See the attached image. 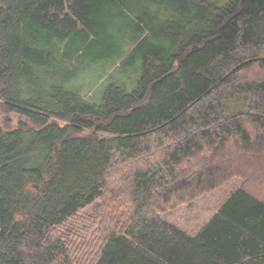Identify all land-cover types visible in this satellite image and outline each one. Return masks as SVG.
Instances as JSON below:
<instances>
[{
	"label": "trees",
	"instance_id": "trees-1",
	"mask_svg": "<svg viewBox=\"0 0 264 264\" xmlns=\"http://www.w3.org/2000/svg\"><path fill=\"white\" fill-rule=\"evenodd\" d=\"M0 105V264H75L61 234L107 219L86 264H264V0H0ZM233 179L197 232L164 218Z\"/></svg>",
	"mask_w": 264,
	"mask_h": 264
},
{
	"label": "rangeland",
	"instance_id": "rangeland-1",
	"mask_svg": "<svg viewBox=\"0 0 264 264\" xmlns=\"http://www.w3.org/2000/svg\"><path fill=\"white\" fill-rule=\"evenodd\" d=\"M220 1L223 4L227 0ZM73 65L75 66V61ZM98 72L99 70H96L93 71L92 75H87L86 77L84 75L78 78L77 84L82 85L80 88V93L82 95H94L97 100L101 97L103 86L101 85V83H97ZM249 102L250 95H239L226 103V111L228 114L239 111H246L248 110ZM19 120V116H17L16 114L8 113L0 105V122L4 124V126L8 128H15L18 125ZM223 154H227L226 156L229 160V165L225 164L227 167H236L239 169L246 170L247 168L256 165V174H254L253 176L255 178L256 183L258 184L260 182L261 184L250 186H252L253 188H255L256 186L257 190L264 191V164H262L264 163V161L259 162V164H257L256 162V164L254 165V161L252 160L251 156L244 157L238 154L237 151L231 150V148L227 146L224 152L218 154L216 160L219 162V165H224L225 162L223 161V159L226 161ZM204 157L205 156H202L203 159H205ZM196 165H200L198 161ZM239 183H241L239 179H233L232 181H229L227 185H221V187L218 188L216 191L209 193L193 202L190 201L191 203L188 202L189 204L185 205L184 207H176L177 209H173L174 211L164 214V218H168L171 222L180 225L181 228H183L189 233H195L204 223H206L212 217V215L219 208L221 203L226 199V197L233 190L240 186ZM107 220H104V223L103 221L96 220V223L98 224L94 225L102 227L103 224L108 223ZM90 223L91 222H88L87 220L84 221V225H89ZM118 223L119 224L114 228V231L116 232L122 231L126 222L124 221V219H121ZM98 226L91 225L90 230H86L83 229V227H80L79 231H75V234L71 235L69 233H66V238H64L65 236L61 234L62 238L64 239L65 243L69 248L70 254L74 259L75 264H86L88 262V259L90 260L94 256L93 252H96V249L100 245L101 238L103 237L99 236L100 228L98 229Z\"/></svg>",
	"mask_w": 264,
	"mask_h": 264
}]
</instances>
